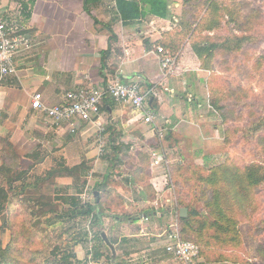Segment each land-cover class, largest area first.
I'll return each instance as SVG.
<instances>
[{
    "label": "rangeland",
    "instance_id": "rangeland-1",
    "mask_svg": "<svg viewBox=\"0 0 264 264\" xmlns=\"http://www.w3.org/2000/svg\"><path fill=\"white\" fill-rule=\"evenodd\" d=\"M211 1L186 0L181 17L194 19L195 24L204 18V22L210 16L211 8H207ZM215 2L219 23L214 24L212 29L205 30L200 25L194 31L195 43L207 41L219 48L205 57L210 68H204L203 82L200 84L194 81V106L197 107L194 119H201L203 125L199 129L198 126L195 128L193 144L182 143L181 160L176 156L181 152L174 150L176 145L172 137H169V131L162 136L168 141L163 147L160 148L159 141L154 145L167 154L170 161L168 190L159 198V206H162V210H171V218L167 214L162 219L154 216L143 228L144 233L162 235L147 234L139 239L126 237L125 234H131V231H113L112 220L108 216L101 218L103 225L96 224L97 229L88 219L67 221L68 223L59 225L57 220L50 218L54 224L49 227L43 220L33 218L30 212L31 202L26 200L41 196L42 202L50 203L52 209L59 210L61 205L53 199L58 195L74 193L71 183H67L72 179L63 181L50 178L39 182L37 188L27 185L25 190H21V183L17 181L19 188L16 192L19 195L15 196L13 189L12 192L9 190L12 196L0 213V257L3 258L0 264H58L60 255L52 251L55 246L72 254L73 264L77 261L84 264H180L164 251L166 239L163 233L166 230L169 232L171 223L177 224L185 240L198 245L201 250V258L197 261L199 264H264V184L248 189L252 202L248 208L242 210L229 199V188L211 178L213 169L220 165H233L243 170L250 162L264 161L256 141L258 135L247 131L251 127V120L254 121L258 115L264 116V0ZM17 10V16L8 18V21L20 28L24 15L21 8ZM247 22L251 26L249 34ZM27 36L34 43V31ZM237 40L241 41L240 45L233 43ZM5 118L6 114L0 111V124ZM16 122L17 120L13 121ZM89 126L86 123L79 129L78 134L85 133ZM4 132H0V165L3 161L12 168L10 176L15 177V173L25 170L28 171L25 177L28 178L27 182L34 183L36 176L46 171L36 168L29 161L35 151L36 157L48 156L47 160H59L62 164L59 148H56L57 143L51 144L49 141L52 140L46 133L41 136H45V139L38 138V145L31 141V144L18 146L22 153L28 151V156L23 158L10 140L12 135L8 136ZM16 137L17 135L14 139ZM76 137L73 134L69 138L71 145L68 147L67 160L69 167L83 161L82 173L84 171L86 177L80 180H85V185L91 190L94 181L101 180L106 172L116 183V177L123 178L124 171L140 162L138 155L123 153L115 162L113 160L115 166L110 167L109 158H113V152L106 148L104 154L99 155L95 140L79 145ZM143 154V163L147 164V153ZM117 160L121 161V167ZM3 177L7 178L0 176V187H7ZM67 185L72 188L65 193L63 187ZM92 198L93 196L89 202H93ZM181 208H187L190 212L185 217L188 218L186 226L183 221L185 218L180 217ZM48 217L47 214L43 219ZM151 223L157 226L154 227ZM102 230L109 236L112 249L103 243L100 246L103 256L96 260L93 252L98 246Z\"/></svg>",
    "mask_w": 264,
    "mask_h": 264
},
{
    "label": "crops",
    "instance_id": "crops-1",
    "mask_svg": "<svg viewBox=\"0 0 264 264\" xmlns=\"http://www.w3.org/2000/svg\"><path fill=\"white\" fill-rule=\"evenodd\" d=\"M168 2L170 15L167 18L146 15L134 23L122 25L115 11V0H102L91 6L89 13L83 8V0H32L28 3L30 17L26 24L35 33L34 43L31 41L29 48L20 49L15 54L17 76L0 78V111L6 114V118L0 124V132L5 131L8 136L12 135L10 140L14 142V146L23 158L28 156L26 155L28 151L22 153L19 145L31 144V141L38 145L40 142L38 138L45 139V136H41L46 133L52 140L49 141L51 144L57 143L56 148H59L62 165L68 167L70 165L67 160L68 147L71 145L69 138L73 134L60 128L50 127L38 112L30 108V98L34 92H40L44 102L53 105L62 101L65 90L69 88L81 84L99 86L110 77L119 78L124 82H137L146 92L150 91L148 103L155 113L153 123H145L140 113L126 105L117 104L108 97L103 100L102 106L101 123L104 129L102 135L105 149L118 153L119 158L123 153L136 155L147 153L148 163L136 164L138 171L139 168H143V171H140L142 173L139 172L144 174L143 178L138 179L139 177L133 176L134 168L131 167L124 171L123 178L116 177V183L111 180L103 188L108 197V205H104L101 200L103 214L98 213L95 229H97L96 224L103 225L101 218L108 216L111 217L113 231L129 229L131 234L125 236H133L137 239L142 235L150 234L144 233L143 227L151 222L152 217L158 216L162 219L166 214L170 216L171 212L168 209L162 210V206H159V198L168 190L170 161L167 154L154 147L156 141H159L160 148L163 147L168 141L162 136L169 131V137H172L176 145L174 150L180 151L182 143H194L195 128L198 126L199 129V126L203 125L201 119H194L197 108L196 105L194 106V81L201 84L205 79V71L200 67L188 38L180 40L179 49L171 56L174 58L172 71L165 77L161 76V54L157 52V47H161L160 41L170 42L183 30L179 25L183 0H168ZM20 7L17 0H0V15L8 20L17 16L16 11ZM106 26H110L118 37L115 45L118 54L112 49L108 60L112 73L107 70L103 72L101 69L100 52L107 49L110 36ZM14 120L17 122L13 123ZM88 123L90 126L85 133L78 134L79 129L86 123H82L74 133L77 135L76 143L79 145H86L88 141L98 137V125ZM152 152L156 154L155 157L152 156ZM36 156L37 151L31 154L32 160L29 161L42 170L58 166L57 163L61 164L59 160L58 162L47 160L48 156ZM176 156L181 160L182 152H178ZM154 158L158 160L157 163H154ZM117 162L121 167V161L117 160ZM142 165H146L145 168ZM79 177L86 176L83 172ZM67 178L72 179L67 183H71L74 188L72 177L64 174H54L51 177L58 180ZM147 183L155 193L152 199L146 198L144 185ZM72 187L67 185L63 190L66 193ZM96 201H99L98 197ZM144 208L152 209L153 213L148 217L140 214L135 221L128 216L136 215ZM151 224L157 226L155 223ZM172 228L171 223L169 229ZM102 231L104 244L112 249L109 236H106L104 230ZM167 232L166 230L163 233L166 243ZM150 235L161 236L162 233Z\"/></svg>",
    "mask_w": 264,
    "mask_h": 264
},
{
    "label": "trees",
    "instance_id": "trees-1",
    "mask_svg": "<svg viewBox=\"0 0 264 264\" xmlns=\"http://www.w3.org/2000/svg\"><path fill=\"white\" fill-rule=\"evenodd\" d=\"M17 1L20 3V6H21L20 8H21L22 14L24 15L23 16L24 20H22L21 22L22 25L19 28V30H17V33L28 35L33 32L32 28H30L26 24V22L28 21L30 17L28 3H31L32 0H17ZM101 1L102 0H83V8L87 13H89L90 12L89 8L92 5H95ZM184 2H186V0H183V6H184ZM209 8H211L210 16L206 17L204 22H202L204 19L202 18L199 21H196V24H195L194 19L193 20L184 19L180 16L181 20L179 22V25L183 30L179 32L178 33L179 35L176 36L175 39H172L170 42L160 41L161 43L160 46L163 48V51H164L163 55L170 54L168 56H172L173 54H175V52L180 47V44H181L180 40L182 41L188 38L190 40V45H191L192 50L194 51V54L196 55L199 62L201 63V68L203 69L210 68L208 67V62H206L207 60H205L206 59L205 57L209 56L210 53H213L214 50L216 49L218 50L219 48H217L216 44H211L207 41H204V42L201 41V42H196V43L194 42V31L196 30V27L202 25V30H205L207 28L212 29L214 24L219 23V20H218L219 17L216 13L217 6H216L215 0H212L211 2L208 3L207 9ZM115 9H116L115 11H116L117 17L121 21L122 25L134 23L138 21L139 19L145 17L146 15H153L155 17L163 18V19L167 18L170 15L168 0H115ZM182 12H184V10ZM249 23L250 22H247L248 24L247 33L248 34L250 33V28H251ZM106 27L108 31L110 32V36L108 37L107 49L102 50L100 52L101 69L103 70V72L104 70H107L109 71V73H112L110 66L108 65V60L111 57L112 49H114L115 53L118 54V50H116L117 48L115 47L118 41V37L110 26H106ZM233 43L240 45L241 41L237 40L236 42H233ZM249 126H251L252 128L251 127L247 128V131L249 133L256 134V136L258 135L256 141L260 146L261 155L263 156V160H264V116L258 115L254 121L251 120L249 122ZM168 134H170V132H168ZM8 145H10V148H12L11 144H8ZM115 153L113 154V158H109L110 167L115 166L114 162L118 157V153L117 154ZM14 154H15V157H17V154L15 152ZM137 155L140 157V163L144 164L143 159L145 155L143 153H139ZM257 162L258 163L256 162L248 163L246 166L243 167V170L233 165L232 166L220 165L216 167L215 169H213V171L211 172V178H215L217 181L220 182V184H222L223 186H227L229 188V192H230L229 199L233 202V204L238 209L244 210L251 205L252 200H251L250 190H248L249 188L251 189L252 186L264 184V161H257ZM57 164L58 166H55L49 170H46L42 174H38L34 180V183H30V182H27L28 178H25L28 175V171L21 170L15 173V177H12L10 176V174H12V171H11L12 168L8 164L2 161V164L0 165V176L1 177L7 176V178L3 177L4 184L7 187H0V213L4 211V209L6 208V205H8L9 203L8 201L10 197L12 196L9 193V190L11 191V189H13L14 191L13 195L15 196L19 195L18 194L19 192H16V189L19 188L17 186L18 184H16L17 181L21 183L20 184L21 190H25L27 185L29 187L35 186L34 188H37V185L39 184V182H43L45 180L50 179L54 174H64L67 177L73 178V184L75 186L74 193H66V194L58 195L54 197L53 201L61 205L59 210L52 209V205L50 203L46 204L42 202L41 196H38V195H36L38 196L37 198L32 197L30 200H26L28 202H31L30 212L32 213L33 218L34 219L36 218L38 220H43L46 223V225L49 227H53L52 224H54V221H52L50 218L57 220L59 225H63L67 221L74 222L75 220L80 221L81 219L85 220V219L91 218V224L93 223L92 226L95 227V219H97L98 213H100L101 215L103 214L101 200L104 202V205H108L107 204L108 197L107 195H105L103 188L108 183L111 182L109 174L106 172L102 176L103 179H101L100 181H94V184L92 187V193L98 192L97 197L99 198V201L97 202L96 201L97 197L93 196V202L82 203L79 198V194L81 193V190L84 188L85 180L81 181L79 175L82 174L83 161L80 162V164L74 165L72 167H68L60 163H57ZM145 166L143 167L145 168ZM133 168L134 169L132 170V175L136 176V178L139 177L138 179L143 178L142 175L144 174H140L142 173L140 171H143V168H139L140 171H138V168L136 166H134ZM144 189L147 192L146 194V198L148 197L147 199H152L155 197L154 195L155 193L152 190L150 184L148 183L145 184ZM152 213H153L152 209L144 208L138 214L133 215V216L132 215H128V216L131 217L132 221H135L138 219V216L140 214L148 217V215ZM216 213L218 214L220 213V211ZM47 214L49 217L43 219V217H45ZM49 214H52V215H49ZM187 214L190 215V212L187 211ZM93 218L94 220H92ZM183 221L186 226L188 223V218L183 219ZM179 235L182 240H185L181 236L180 231H179ZM103 243H104V238L102 237V234L100 233L99 240H98V246L94 248V252H93V257L96 260H98L100 257L103 256L102 250H100V246ZM52 251L55 252V254L58 253L60 255V258L57 260L58 264H73L71 262V257H73L72 254L65 253L58 246H55ZM199 253H200L199 258H201L200 248H199ZM0 260L1 262H3L2 257H0ZM76 264H84V263L77 261Z\"/></svg>",
    "mask_w": 264,
    "mask_h": 264
},
{
    "label": "built area",
    "instance_id": "built-area-1",
    "mask_svg": "<svg viewBox=\"0 0 264 264\" xmlns=\"http://www.w3.org/2000/svg\"><path fill=\"white\" fill-rule=\"evenodd\" d=\"M19 28L9 23L0 15V78L17 76L15 54L23 48L31 46V39L26 34H18ZM162 54L160 59L161 76H167L174 65V58L163 55L162 47H157ZM150 91H145L137 82L121 81L110 77L99 86L78 85L65 90L62 101L53 105L44 102L40 92H34L30 98V108L38 112L44 122L52 128H60L69 134L77 132L82 123H96L98 137L95 139L96 151L103 155L105 151L104 131L101 118L103 100L108 97L117 104L130 107L140 113L145 123H153L154 113L148 103ZM152 156L156 154L152 152ZM158 160L154 158V163ZM92 191L85 186L79 194L82 203L89 202ZM168 242L164 246L165 252L174 257L180 264H197L199 247L195 243L182 240L179 236L177 224L169 230Z\"/></svg>",
    "mask_w": 264,
    "mask_h": 264
},
{
    "label": "water",
    "instance_id": "water-1",
    "mask_svg": "<svg viewBox=\"0 0 264 264\" xmlns=\"http://www.w3.org/2000/svg\"><path fill=\"white\" fill-rule=\"evenodd\" d=\"M94 196H97V192L94 193ZM187 215V209L186 208H181L180 209V217H185ZM104 237V235H102ZM107 242V241H106Z\"/></svg>",
    "mask_w": 264,
    "mask_h": 264
}]
</instances>
